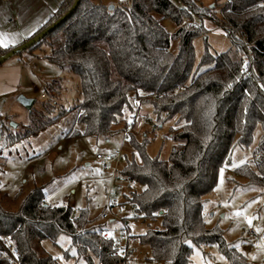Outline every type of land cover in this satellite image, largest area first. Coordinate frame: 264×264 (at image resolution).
Masks as SVG:
<instances>
[{"label":"trees","instance_id":"trees-1","mask_svg":"<svg viewBox=\"0 0 264 264\" xmlns=\"http://www.w3.org/2000/svg\"><path fill=\"white\" fill-rule=\"evenodd\" d=\"M183 2L180 7L171 0H128L109 9L81 0L65 21L18 54L32 53L46 44L52 63L80 77L82 99L69 110L75 113V123L84 127L69 135L109 137L132 127L130 143L138 159L125 162L121 173L140 187L130 198L140 218L160 221L161 226L149 227L138 236L130 235L128 225H122L121 231L149 247L153 264H190L195 247L213 245L229 264H249L219 227H207L204 205L234 148L250 146L258 125L262 134L253 158L235 171L247 184L264 189V0H225L220 15L199 0ZM73 3L63 0L30 38L63 16ZM163 18L178 25L174 34L164 28ZM206 20L221 27L231 46L213 53L206 44L196 65L193 39L206 32ZM172 39L179 42L176 52L170 49ZM11 49L0 46V56ZM202 65L209 67L200 71ZM46 91L58 99L61 79L47 84ZM143 106L151 109L145 121L154 117L169 124L167 137L173 146L167 158L148 153L152 138L134 136L135 115L131 122L125 120L127 110L133 114ZM52 108V102H43L40 108L33 105L27 124L19 130L0 116L1 143L11 146L38 135L58 118L48 116ZM121 121L123 128L118 127ZM6 197L0 196V264H14L2 245L4 240L15 245L19 264H56L39 245L45 239L56 243L61 234L71 240L64 255L74 257L77 264L125 261L115 230L105 222L96 223L88 208L75 214L70 205L46 204L42 186L29 191L17 210L4 207ZM132 253L130 249L129 258Z\"/></svg>","mask_w":264,"mask_h":264},{"label":"rangeland","instance_id":"rangeland-1","mask_svg":"<svg viewBox=\"0 0 264 264\" xmlns=\"http://www.w3.org/2000/svg\"><path fill=\"white\" fill-rule=\"evenodd\" d=\"M171 1L180 7L184 5L183 0ZM199 1L213 8L215 14L220 15L221 5L225 0ZM198 21V17L194 16V22ZM161 23L170 34H174L178 29V25L171 18H163ZM204 26L206 32L193 39L196 65L201 60L206 44L213 53L224 52L231 46L230 38L219 26L208 20L204 21ZM178 47V40L172 39L170 49L176 52ZM49 52V46L41 44L32 53L16 54L6 61L22 58L27 65L23 73V93L8 102H0L2 121L8 126H11L12 122L17 124L13 127L17 130L27 124L29 110L18 101L19 95L34 98L35 108H40L43 102H52V112L48 116L58 118L34 137L23 139L11 146H4L0 141V196L4 194L7 196L2 203L10 210H17L29 191L36 186H42L46 204L70 205L75 214L82 208H88L91 218L96 223L105 222L109 229L115 230L113 234L118 238L121 233V222L103 220L101 217L107 205L115 164L110 163L107 167H103L101 161L96 159V153L112 152L122 144L123 157L118 165L120 171L125 162L138 159V154L131 146L129 136L123 140V130L109 137L69 135L72 130L82 131L84 127L83 124L75 123V113L69 110L82 99L81 80L77 74L63 70L52 63L48 59ZM208 67L209 65H202L199 66V70ZM57 79H61V94L58 99H53L47 93L46 86ZM148 112L150 113L151 109L147 106H143L138 112L140 114L134 127V136L139 140L143 136L152 138L147 147L148 153L167 158L173 146L172 141L167 137L169 124L157 122L154 117L151 121H145ZM136 113L131 114L127 110L125 120L131 122ZM6 114H11L8 116V121ZM123 126L124 121H121L118 127L123 128ZM261 134L262 129L258 125L250 146L234 148L230 163L221 168L224 169L223 178L221 179L219 171L216 187L208 195L204 205L207 227H219L223 231L225 240L232 243L249 264H264V251L258 247L261 236L264 235V189L247 184L246 179L237 175L235 169L241 165L240 161L246 163L252 160L253 150ZM233 164L237 167H233ZM139 190V186L129 182L124 185V194H120L118 198L120 201L130 202L132 194ZM241 210L254 217L252 226H248L243 216L236 215ZM124 219L132 236L145 233L149 227L161 226L160 221L147 222L133 217ZM257 228L261 231H257ZM256 236L260 238L256 239ZM70 243V237L61 234L56 243L45 239L40 242L39 247L45 254L55 258L56 264H77L74 257L68 258L64 255V250L69 248ZM129 246L133 250L130 258L132 261L136 264H153L148 259L149 247L139 244L136 237L130 238ZM69 251L74 253L72 248ZM190 264L229 263L226 256L213 245L195 247Z\"/></svg>","mask_w":264,"mask_h":264},{"label":"crops","instance_id":"crops-1","mask_svg":"<svg viewBox=\"0 0 264 264\" xmlns=\"http://www.w3.org/2000/svg\"><path fill=\"white\" fill-rule=\"evenodd\" d=\"M63 0H5L0 1V34L11 40L15 34L17 42L9 47H16L28 40L57 11ZM107 6L125 3L127 0H91ZM34 29V30H33ZM31 32V34H29ZM18 60V61H17ZM0 64V102L22 94V80L25 72L23 59L19 58ZM24 107V106H23ZM1 118L3 114H1ZM11 116V114H6ZM1 122V120H0Z\"/></svg>","mask_w":264,"mask_h":264},{"label":"built area","instance_id":"built-area-1","mask_svg":"<svg viewBox=\"0 0 264 264\" xmlns=\"http://www.w3.org/2000/svg\"><path fill=\"white\" fill-rule=\"evenodd\" d=\"M138 117L139 113L137 112L135 115V120H137ZM131 128L132 127L129 126L124 130L123 140L129 136ZM121 145L120 147L115 148L112 152H97L96 159L101 161L103 167H107L110 163L115 164V171L112 175V183L108 190L107 205L105 210L102 212L101 217L103 220L111 219L119 221L121 222V226H126L127 223H125L126 219L124 218H140V213L138 211V206L135 203L131 201H120V199L118 198L120 194L122 195L125 192L124 185L131 182L130 179L126 175L122 174L121 171L118 169V165L123 157ZM106 237H108V235H106ZM261 237H264V235H262ZM258 238L260 237L256 236V239ZM116 239L117 246L120 248V254L121 250H123V253L121 255L126 258L123 264H136L135 261H132L128 257V252L130 251V248L128 246V241L130 239L128 232L121 231L119 237ZM2 245L4 246L6 253L13 258L14 264H19V261L16 258L15 245L9 240H4Z\"/></svg>","mask_w":264,"mask_h":264},{"label":"water","instance_id":"water-1","mask_svg":"<svg viewBox=\"0 0 264 264\" xmlns=\"http://www.w3.org/2000/svg\"><path fill=\"white\" fill-rule=\"evenodd\" d=\"M80 1L81 0H74L72 7L63 16H61L58 20H56L50 26H48L47 28H45L44 30H42L41 32L36 34L34 37L26 40L24 43L12 48L7 53L1 55L0 56V64L4 63L5 61H7L12 56L24 51L25 49H27L30 46H32L33 44H35L36 42L41 40L43 37L47 36L51 31H53L57 26H59L63 21H65L76 10ZM108 7H109V9H113L114 5H110ZM18 101L28 110H30L35 103L34 98H29V97H26L24 95H19ZM11 126L16 127L17 124L12 122Z\"/></svg>","mask_w":264,"mask_h":264},{"label":"snow or ice","instance_id":"snow-or-ice-1","mask_svg":"<svg viewBox=\"0 0 264 264\" xmlns=\"http://www.w3.org/2000/svg\"><path fill=\"white\" fill-rule=\"evenodd\" d=\"M29 34H31V32H29ZM22 35H23V33H18V34H15L11 40H7V39L3 38V34H0V46L7 48V47H9L10 44H15L17 42V39H16L17 36H22ZM245 63H247V61H245ZM261 87H264V85H261ZM244 163H245V161H243V160L240 161V164H244ZM232 166L237 167V165H235V164H233ZM223 171H224V169H220L221 179L223 178ZM236 215L237 216H243L244 219L246 220L248 226H252V222H253L254 217L247 215L246 211H244V210L238 211L236 213ZM256 230L261 231L260 228H257ZM109 235H111V233H109ZM258 247L260 248L261 251H264V237L261 238ZM122 253H123V250H121V254ZM221 259H223V257H221Z\"/></svg>","mask_w":264,"mask_h":264}]
</instances>
